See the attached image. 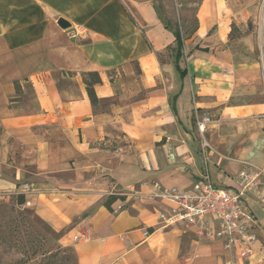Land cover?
<instances>
[{"label": "crops", "instance_id": "crops-1", "mask_svg": "<svg viewBox=\"0 0 264 264\" xmlns=\"http://www.w3.org/2000/svg\"><path fill=\"white\" fill-rule=\"evenodd\" d=\"M256 1L203 0L180 74L152 0H0V194H24V207L76 264H264V9L258 15ZM249 18L253 30L230 42L231 24ZM75 27L84 32L71 38ZM89 72L101 80L95 108L82 78ZM243 170L261 173L243 199L256 219L249 255L226 249L210 216L207 230L163 225L158 214L172 205L147 198L153 182L185 191L205 174L233 192ZM111 195L123 200L108 208ZM81 233L88 239L74 241Z\"/></svg>", "mask_w": 264, "mask_h": 264}, {"label": "built area", "instance_id": "built-area-1", "mask_svg": "<svg viewBox=\"0 0 264 264\" xmlns=\"http://www.w3.org/2000/svg\"><path fill=\"white\" fill-rule=\"evenodd\" d=\"M83 32L82 27H75L68 29L67 34L71 38H76ZM210 122L208 116L197 121V129L201 135ZM204 146H208L206 142ZM238 178V187L233 192L214 187L206 174L200 181L194 183L191 189L185 191L153 182L150 184L152 190L147 198L163 200L172 205L169 211L158 214L163 225L183 223L207 230L204 219L210 216L218 223L216 236L224 240L226 249L240 248L243 255H249L255 250L257 243L256 219L243 199L249 191L259 186L261 173L249 174L243 170L238 174ZM21 190L28 192L30 187L24 184ZM143 235L148 236V231H144ZM86 239L88 237L85 233L74 237V241ZM261 251L264 252V248Z\"/></svg>", "mask_w": 264, "mask_h": 264}, {"label": "rangeland", "instance_id": "rangeland-1", "mask_svg": "<svg viewBox=\"0 0 264 264\" xmlns=\"http://www.w3.org/2000/svg\"><path fill=\"white\" fill-rule=\"evenodd\" d=\"M152 2L172 25L179 24L184 32L193 27L194 19L198 15L199 6L197 3L199 0H152ZM255 5L258 15H261L264 9V0H257ZM252 23V18L243 23H233L235 28L232 30V35L246 32L250 25L253 30ZM236 39L238 38L229 40L235 42ZM239 53L242 54L241 51ZM14 199L15 195L0 194V203H4L8 207L14 203ZM20 209V211L24 210L25 214L17 216V228L10 232H7L8 230L3 227L0 228V236L2 233L8 237V242L0 247V264H74L70 250L59 255L53 261L46 260L49 253L54 252L57 246H61L56 240V232L40 220L30 208L23 206ZM11 216L16 217L13 212L0 211V226L9 221ZM8 246H11L9 252L6 250L9 249ZM60 256L64 259H60Z\"/></svg>", "mask_w": 264, "mask_h": 264}, {"label": "trees", "instance_id": "trees-1", "mask_svg": "<svg viewBox=\"0 0 264 264\" xmlns=\"http://www.w3.org/2000/svg\"><path fill=\"white\" fill-rule=\"evenodd\" d=\"M200 3H201V0H199V2L197 3V6H199ZM154 8H156V13L158 14V18L160 19V21L164 25L165 29L168 30L169 32H171L173 37H174V43L171 46H169L166 49V51L168 52V55L173 59L176 70L179 71L180 74H183V71L180 70L179 65H178V63L182 57V54H183V44H184V41L186 39L190 38L195 33V31L197 30L198 19L195 17L193 27L184 32V31H182L179 24L174 26L171 24L170 21L166 20L162 16L160 10L155 5H154ZM233 28H235V25L232 23L231 24V31L229 33V39L230 40H232L233 38H239L241 36L247 35L252 31V27L250 25V27H248V30L246 32H242V33H240V35L236 34L233 36L232 35L233 34L232 33ZM157 57H158L159 61L161 63H163L162 54L157 53ZM82 78H83V83L85 85L86 93H87L88 99L90 101V104L93 108H95L99 103V99L96 97V94L94 92V86L101 83L100 77L96 72H89V73L84 74ZM15 88H16V91L19 90L17 84H16ZM118 199L123 200V197L118 196V195H111L104 202V206L110 208V205ZM25 203H26V199H25L24 194H17L15 196L14 203L12 205H10L9 207L7 205H5L4 203H0V211L13 212L16 215V217L11 216V219L9 221H7L6 223H4L3 225H1L0 228H2V227L5 228L6 230H8L7 232L13 231L14 228H17L18 226L16 223V219H17V216H21V215L25 214L24 210L20 211L21 210L20 208L23 207L25 205ZM14 218H15V220H14ZM56 235H57L56 240H58L60 235L58 233H56ZM6 242H8V237L1 233L0 247H1V245H3ZM8 248L9 249H6L7 252H9V250H11V246H8ZM69 250L72 252V255L74 258V264H76V257L74 255L73 250L71 248H68V247L63 248L61 246H57V248L54 252L49 253L48 256L46 257V260L47 261H53V260L57 259V257H59V255L65 254ZM60 259H64V257L60 256Z\"/></svg>", "mask_w": 264, "mask_h": 264}, {"label": "water", "instance_id": "water-1", "mask_svg": "<svg viewBox=\"0 0 264 264\" xmlns=\"http://www.w3.org/2000/svg\"><path fill=\"white\" fill-rule=\"evenodd\" d=\"M58 25H59L61 28H63V29H66V28L69 27V23L66 22V21L63 20V19H59V20H58Z\"/></svg>", "mask_w": 264, "mask_h": 264}]
</instances>
